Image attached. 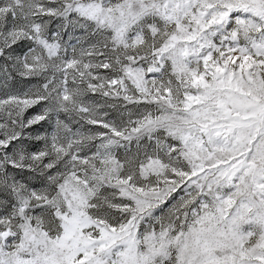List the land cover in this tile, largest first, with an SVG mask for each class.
<instances>
[{"label": "snow or ice", "instance_id": "obj_1", "mask_svg": "<svg viewBox=\"0 0 264 264\" xmlns=\"http://www.w3.org/2000/svg\"><path fill=\"white\" fill-rule=\"evenodd\" d=\"M0 264H264V0H0Z\"/></svg>", "mask_w": 264, "mask_h": 264}]
</instances>
